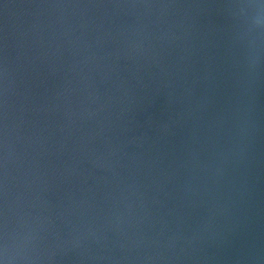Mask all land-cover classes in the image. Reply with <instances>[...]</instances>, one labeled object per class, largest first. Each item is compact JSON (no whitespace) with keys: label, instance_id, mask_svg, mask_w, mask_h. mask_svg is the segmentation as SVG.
<instances>
[{"label":"water","instance_id":"water-1","mask_svg":"<svg viewBox=\"0 0 264 264\" xmlns=\"http://www.w3.org/2000/svg\"><path fill=\"white\" fill-rule=\"evenodd\" d=\"M0 264H264V0H0Z\"/></svg>","mask_w":264,"mask_h":264}]
</instances>
